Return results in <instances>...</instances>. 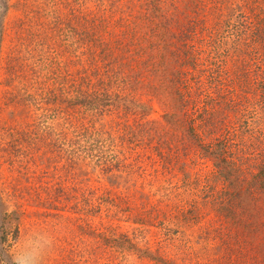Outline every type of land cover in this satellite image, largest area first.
I'll return each instance as SVG.
<instances>
[{
    "label": "rangeland",
    "instance_id": "374dc122",
    "mask_svg": "<svg viewBox=\"0 0 264 264\" xmlns=\"http://www.w3.org/2000/svg\"><path fill=\"white\" fill-rule=\"evenodd\" d=\"M262 88L264 0H0V264H264Z\"/></svg>",
    "mask_w": 264,
    "mask_h": 264
},
{
    "label": "trees",
    "instance_id": "16d2710c",
    "mask_svg": "<svg viewBox=\"0 0 264 264\" xmlns=\"http://www.w3.org/2000/svg\"><path fill=\"white\" fill-rule=\"evenodd\" d=\"M205 67L207 68V71L210 68L209 66H205ZM200 70L204 71V67H202V69ZM204 73L206 72H203V74ZM210 76L212 75H209V77ZM262 90H264V88H262ZM173 92L176 93V88H174ZM181 124H179V126H182ZM262 137L263 138L260 143V146L255 148V154L247 156L250 159L247 161L248 164H246V169L247 171L249 169L248 172L251 178H249V180L246 182L248 185V189L252 188L257 193H261L264 196V146H261L262 143L264 144V134L262 135ZM195 141H197V139H195ZM212 143L203 145L199 142L198 148L201 151L202 155L212 160L213 166L216 167V170H218L219 173L229 177L231 174L230 171L232 168L229 167L230 162L227 161L225 154H224L226 152L225 150L226 147L223 146V143L221 142L220 138H216L214 144ZM251 152H254V151L251 150ZM253 169L254 171H252ZM242 171L244 170L242 169Z\"/></svg>",
    "mask_w": 264,
    "mask_h": 264
}]
</instances>
